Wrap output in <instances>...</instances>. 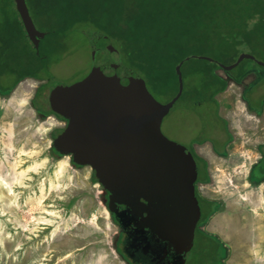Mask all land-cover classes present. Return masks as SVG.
<instances>
[{
  "label": "rangeland",
  "instance_id": "1",
  "mask_svg": "<svg viewBox=\"0 0 264 264\" xmlns=\"http://www.w3.org/2000/svg\"><path fill=\"white\" fill-rule=\"evenodd\" d=\"M6 3L17 12L11 0H0V7ZM88 27L79 25L70 31L51 54L49 63L54 77L45 89L46 97L52 89L83 78L93 67V53L103 46L93 45ZM197 65L191 62L183 66L186 91L200 84ZM246 65L264 73V67L253 62ZM249 79L240 84L231 81L218 96V112L228 119L232 133L227 140L232 138L229 153L238 154L230 163L241 161L242 172H247L249 163L255 167L264 143V113L254 115L241 99ZM45 82L46 79L25 78L7 95L0 94V264H114L105 252L118 257L121 264H130L120 251L123 234L104 202L107 194L94 181L91 167L74 166L70 156L56 158L52 154L53 138L65 121L54 114L43 117L37 113L33 98ZM147 86L157 100L165 102ZM188 97L189 94L177 102L164 117L162 131L168 138L194 147L195 142L208 139L219 127L202 124L196 115L187 113L182 106ZM203 111L208 117V110ZM209 146L205 142L196 145V149L210 166L217 157ZM224 148L223 145V153ZM209 170L210 177L212 168ZM262 181L260 175L253 174V189H259ZM199 187L201 194L213 198L211 178ZM253 197L257 201L261 194L256 192ZM209 218L200 221L204 231L197 228L186 264H259L252 255L245 254L250 244L257 241L251 227L238 226V235L224 240L205 226ZM237 224L229 225L231 229L236 225L237 229ZM260 245L264 246V240Z\"/></svg>",
  "mask_w": 264,
  "mask_h": 264
},
{
  "label": "water",
  "instance_id": "2",
  "mask_svg": "<svg viewBox=\"0 0 264 264\" xmlns=\"http://www.w3.org/2000/svg\"><path fill=\"white\" fill-rule=\"evenodd\" d=\"M14 3L26 49L41 57L50 55L59 47L57 33L35 41L27 0ZM100 45L102 50L94 51V65L83 78L49 93L51 110L65 120L52 146L76 165L91 167L127 249L145 260L186 264L201 218L196 193L199 169L191 150L163 133L162 122L183 93L181 66L189 57L175 67L177 93L160 102L112 45ZM247 58L264 65L249 52L240 53L232 64H219L230 70ZM260 170L264 177V155Z\"/></svg>",
  "mask_w": 264,
  "mask_h": 264
},
{
  "label": "trees",
  "instance_id": "3",
  "mask_svg": "<svg viewBox=\"0 0 264 264\" xmlns=\"http://www.w3.org/2000/svg\"><path fill=\"white\" fill-rule=\"evenodd\" d=\"M6 4L0 7V94L7 95L25 78L46 79L35 93L33 105L43 117L54 114L62 118L51 110L44 93L54 77L49 63L52 53L41 57L26 49L18 13ZM27 4L35 23V41L42 42L56 32L60 47L70 31L87 25L95 45H112L165 102L178 91L176 65L189 57L181 66L184 82L183 66L197 62L200 84L188 91L184 84L177 102L189 94L183 109L196 115L202 124L220 128L202 141H211L216 150L220 151L228 140L218 113V96L227 90L229 78L238 83L250 78L243 88L247 107L256 113L264 110V73L246 64L264 65L249 58L230 70L219 64L234 63L243 51L264 61V0H27ZM203 110H208V117ZM51 151L56 158L62 156L53 146ZM196 157L203 164L199 180L207 182L206 162ZM200 205L202 220L213 212V202L201 198Z\"/></svg>",
  "mask_w": 264,
  "mask_h": 264
},
{
  "label": "crops",
  "instance_id": "4",
  "mask_svg": "<svg viewBox=\"0 0 264 264\" xmlns=\"http://www.w3.org/2000/svg\"><path fill=\"white\" fill-rule=\"evenodd\" d=\"M209 147L213 152L211 143ZM236 155H238L236 152L229 153L227 157L215 154L217 158H214V163L209 166V169L212 168L210 173L213 183L212 197L218 201L216 210L213 211L205 226L208 227V230L216 231L220 238L230 240L233 236L238 235V226L245 228L248 225L249 228L251 227V232L257 237V241L250 244V250L245 254L252 255L254 261L257 260L259 264H264V246L260 245L261 240H264V180L259 189H253L252 179L249 184L246 181V170L244 172L241 170L242 162L235 161L231 165L230 161ZM239 155L241 156V154ZM256 192L261 194V199L257 201L253 197ZM233 218L236 220L234 221ZM230 222H234V224L238 222L237 229L236 225L235 229H231ZM232 231L234 232L232 233ZM115 248H117L116 244ZM105 254L110 256L114 264H121L118 257L114 258L108 252ZM239 264L244 263L239 261Z\"/></svg>",
  "mask_w": 264,
  "mask_h": 264
},
{
  "label": "flooded vegetation",
  "instance_id": "5",
  "mask_svg": "<svg viewBox=\"0 0 264 264\" xmlns=\"http://www.w3.org/2000/svg\"><path fill=\"white\" fill-rule=\"evenodd\" d=\"M45 41V40H44ZM60 41V40H59ZM43 42V41H42ZM60 43V42H59ZM56 50V49H55ZM54 50V51H55ZM53 51V52H54ZM52 52V53H53ZM234 82L235 84H237L238 82H236V81H234L232 78H229V84H230V82ZM241 83H243V81L241 82ZM240 84V83H239ZM243 91L244 90H242V93H241V99L245 102V105H246V109L247 110H249L248 109V107H247V102L244 100V97H243ZM220 100V99H219ZM219 111V110H218ZM250 111V110H249ZM251 113H253L254 115H257V116H261L263 113H264V110L262 111V112H260V113H256V112H252V111H250ZM219 113V112H218ZM41 115V114H40ZM220 115V114H219ZM221 116V115H220ZM222 118H223V120L226 122V124H227V126H226V131H227V133H228V137H229V135H231L232 133H231V130H230V127H229V121H228V119H226V118H224L223 116H221ZM64 120V119H63ZM65 121V120H64ZM64 125H65V123H64ZM64 127V126H63ZM62 127V128H63ZM61 128V129H62ZM227 137V138H228ZM231 140H232V138L229 140V141H227L225 144H224V146H225V153H223V152H221L222 150H216L215 148H214V145L212 144V142L211 141H204V142H195L194 143V147H188L190 150H191V152L193 153V155H194V157H195V159H196V162H197V165H198V169H199V175H200V170H201V167H202V162L196 157V155H198V156H200L202 159H204L205 160V162H206V167H207V171H208V174H209V161H208V159L205 157V156H203L202 154H200L198 151H197V149H196V145H199V144H202V143H205V142H209V143H211V146L213 147V152L217 155V156H222V157H227L228 155H229V151H230V148H229V144H230V142H231ZM261 146H263V150H262V154H261V156H260V158H259V160L256 162V165H255V167L254 168H252V166H251V164L249 163V167L247 168V172H246V181L250 184V181H251V179H252V175L253 174H256V175H260L261 177H262V180H264V177L262 176V174H261V170H260V160H261V158L263 157V155H264V143H262L261 144ZM228 160V159H227ZM245 164V163H244ZM246 170V169H245ZM199 175H198V179H197V183H196V193H197V196H198V199H199V202H200V200H201V198L203 199V198H205V199H207V200H210V201H212L213 202V205L214 204H217V199H213V198H209V197H206V196H204L203 194H201V190H200V187H199V184H202V182L203 181H201V180H199ZM210 178V177H209ZM201 206V205H200ZM213 213V212H212ZM211 213V214H212ZM211 214L209 215V217L211 216ZM201 217H202V215H201ZM200 220H201V218H200ZM200 220H199V223H198V227L197 228H199V229H201L200 227L201 226H203L204 224L203 223H200ZM201 231H204V230H202L201 229ZM123 234V233H122ZM126 242H125V236H124V234H123V238L121 239V242H120V251H121V253L123 254V256L127 259V261L130 263V264H168V262L166 261V260H160V261H151V257H147V259L148 260H145V257H143V256H140V255H138L137 253H134L132 250H130V249H127L126 248Z\"/></svg>",
  "mask_w": 264,
  "mask_h": 264
}]
</instances>
